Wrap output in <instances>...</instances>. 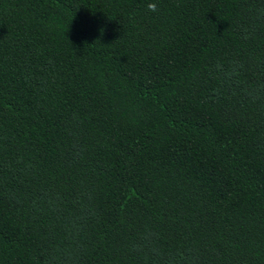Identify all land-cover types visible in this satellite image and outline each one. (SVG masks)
<instances>
[{"label": "trees", "instance_id": "trees-1", "mask_svg": "<svg viewBox=\"0 0 264 264\" xmlns=\"http://www.w3.org/2000/svg\"><path fill=\"white\" fill-rule=\"evenodd\" d=\"M0 0V264H264V0Z\"/></svg>", "mask_w": 264, "mask_h": 264}, {"label": "clouds", "instance_id": "clouds-1", "mask_svg": "<svg viewBox=\"0 0 264 264\" xmlns=\"http://www.w3.org/2000/svg\"><path fill=\"white\" fill-rule=\"evenodd\" d=\"M147 9L149 12H158V3L156 0H150V2L147 4Z\"/></svg>", "mask_w": 264, "mask_h": 264}]
</instances>
